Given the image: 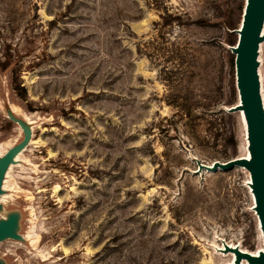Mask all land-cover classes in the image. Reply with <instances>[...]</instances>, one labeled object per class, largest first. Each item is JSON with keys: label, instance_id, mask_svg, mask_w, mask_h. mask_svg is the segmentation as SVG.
<instances>
[{"label": "rangeland", "instance_id": "1", "mask_svg": "<svg viewBox=\"0 0 264 264\" xmlns=\"http://www.w3.org/2000/svg\"><path fill=\"white\" fill-rule=\"evenodd\" d=\"M244 1L0 0V148L32 140L0 264H251L248 172L199 167L246 152Z\"/></svg>", "mask_w": 264, "mask_h": 264}, {"label": "water", "instance_id": "2", "mask_svg": "<svg viewBox=\"0 0 264 264\" xmlns=\"http://www.w3.org/2000/svg\"><path fill=\"white\" fill-rule=\"evenodd\" d=\"M240 23L237 41L231 47L235 56V87L240 102L230 110L243 111L250 158L215 161L211 165L199 167L207 171L227 170L235 165L245 167L250 174L249 187L255 202L253 210L264 237V99L258 72L259 44L264 40V0H245ZM28 144L29 136L26 135L20 144L9 147L0 157V185L10 163L15 161L14 157ZM10 213L8 220L0 223V241L16 235L17 230L10 229V226L18 220L14 218V212ZM255 264H264V254L257 258Z\"/></svg>", "mask_w": 264, "mask_h": 264}, {"label": "bare ground", "instance_id": "3", "mask_svg": "<svg viewBox=\"0 0 264 264\" xmlns=\"http://www.w3.org/2000/svg\"><path fill=\"white\" fill-rule=\"evenodd\" d=\"M245 2V1H244ZM241 24V23H240ZM262 32L264 33V27H263V30ZM262 46H263V43L261 42L259 44V55H258V61H259V68H258V72H259V76H260V83H261V88H262V94H263V81H262V74L260 72V65H261V59H260V53L262 52ZM238 96V95H237ZM263 99H264V95H263ZM240 100L238 98V101L236 104H239ZM239 113V116H240V119H241V122H242V125L244 127V130H245V140H246V152L241 156V157H238V158H244L246 160H248L250 158V150L248 148V139L246 137V124H245V120H244V116H243V111H238ZM25 119L29 121V118L27 116H25ZM30 122V121H29ZM245 142V141H244ZM32 143V140L29 141V144ZM245 144V143H244ZM9 147H4V148H0V157H2V155L7 151ZM26 149V147L21 150L20 152H18V154L14 157V159H18L20 157V155L22 154V152ZM12 167V164L10 163V166L8 167L7 171H6V174L4 176V179L0 185V210H3V203L5 201L6 198L8 197H11V195L8 193V188H10V184H9V181L7 180L8 176H9V171ZM242 168L245 169V167L243 166H240ZM246 170V169H245ZM247 171V170H246ZM248 172V171H247ZM249 182H250V174L248 172V180H247V187H248V190H249V193H250V196L252 198V201H253V206H254V197H253V194L251 193V189L249 187ZM252 206V207H253ZM254 211V210H253ZM255 213V216H256V220H257V224H258V227L260 229V235H262V240L264 241V237H263V234H262V230H261V226H260V222L257 218V215H256V212L254 211ZM12 214V213H7L5 215H1L0 216V223L3 222V221H6L8 220V216ZM19 227V223L18 221H15L12 223V225L10 226V229L12 230H17V228ZM3 236H6L3 235ZM1 237V236H0ZM26 239L28 238L30 240V244L32 245H35L36 243V236L33 235L31 232H28L26 234ZM223 246V245H222ZM221 246V247H222ZM226 249H224L223 247L220 248V251H224V250H229V251H233L234 247L233 246H227L225 247ZM232 253V252H231ZM223 254V252H222ZM230 254V253H229ZM239 256H243V257H246L248 259V261L251 263V264H255L257 263V258L260 257L262 254H264V245H262L259 249H257L255 252H250V253H237ZM235 258V257H234ZM231 262L227 263V264H238V262L236 263V261H234L233 259L230 260Z\"/></svg>", "mask_w": 264, "mask_h": 264}]
</instances>
